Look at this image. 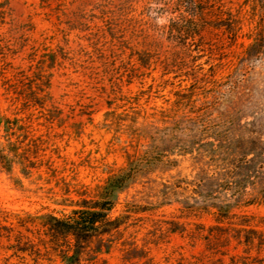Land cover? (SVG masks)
Returning <instances> with one entry per match:
<instances>
[{"label":"rangeland","instance_id":"obj_1","mask_svg":"<svg viewBox=\"0 0 264 264\" xmlns=\"http://www.w3.org/2000/svg\"><path fill=\"white\" fill-rule=\"evenodd\" d=\"M170 5L6 0L0 115L24 117L12 105L13 74L26 69L22 59L34 47L37 59L57 58L49 93L59 117L31 110L33 138L44 140L40 154L51 156L57 178L93 188L126 167L125 152L138 146L133 110L140 124L175 112L181 142L202 134L194 149L212 143L199 153L178 150L176 162L164 159L131 180L112 211L126 222L107 237L110 250L81 264H264V164L256 157L264 152V0H213L192 40L171 37L178 15ZM248 150L251 161L240 160ZM51 174L44 163L27 178L18 165L0 166V264H60L38 254L36 228L19 223L54 208ZM250 229L256 233L246 235Z\"/></svg>","mask_w":264,"mask_h":264},{"label":"trees","instance_id":"obj_2","mask_svg":"<svg viewBox=\"0 0 264 264\" xmlns=\"http://www.w3.org/2000/svg\"><path fill=\"white\" fill-rule=\"evenodd\" d=\"M168 1L171 2V9L178 15L176 20L173 18L171 37L192 40L199 26L204 22L208 12L206 7L212 4L213 0ZM5 4L6 0L0 3L1 13L4 12ZM218 13L219 18L223 17L221 10ZM183 43H186V47L189 46L187 42ZM31 50L35 53L30 54L31 57L22 59L26 62V69L19 67L17 68L19 72L13 74L18 79H16L17 83H13L15 95L12 98V105L20 106V113L24 114V117L10 118L0 115V134L3 139L0 142V166L10 172L13 165H18L21 175L26 178L31 175L33 169L38 171L42 163L47 166L52 173L51 176L58 180L59 195L55 193L50 202L54 208L50 210L45 208V212H37L34 215L26 214L20 220V226L25 228L32 225L36 228L38 254H41L42 249L46 254H51L60 264H81L83 258L89 254L107 253L110 250L111 242L107 237L126 222L125 215L112 216V211L116 205L117 196L131 180L142 175L149 165L157 162H176L171 157L178 150L187 154L193 151L199 153L200 148L209 150L212 143L198 142L200 147L197 146L198 149H194L192 145L200 140L198 138H201L202 134L198 138L189 134L188 138L181 142L178 139L179 133H182L179 130L180 121L175 112L156 124L148 123L146 119L140 124L136 118L137 113L133 110L135 117L131 121L139 125L134 136L138 146L133 147L132 153L125 152L126 167L116 172H109L103 183L93 188L80 183L73 184L62 176L57 178L56 170L52 168L51 156L44 161L42 157L45 154H40L45 151L43 148L45 142L42 137L33 138L34 129L31 121V110L34 109L50 121L59 117L49 93L52 77L50 71L54 68L57 58L54 52H45L37 59L38 50L34 47H31ZM6 56V53L0 52L1 59H5ZM113 112L107 111L104 116L114 114ZM170 112L172 111L169 110ZM260 142L264 146V143ZM251 154L254 152L248 150L238 155L240 160L247 161V157ZM256 157H259L263 165L262 149L257 152ZM208 179L205 177L202 180L203 183H207ZM203 185L202 187L208 189L205 184ZM244 233L247 235L256 232L250 229L245 230ZM20 240L28 241V238L21 236Z\"/></svg>","mask_w":264,"mask_h":264}]
</instances>
